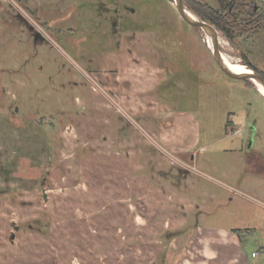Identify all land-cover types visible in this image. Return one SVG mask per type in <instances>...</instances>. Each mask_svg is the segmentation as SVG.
Returning <instances> with one entry per match:
<instances>
[{
    "label": "rangeland",
    "instance_id": "rangeland-1",
    "mask_svg": "<svg viewBox=\"0 0 264 264\" xmlns=\"http://www.w3.org/2000/svg\"><path fill=\"white\" fill-rule=\"evenodd\" d=\"M215 29L264 77V18ZM205 39L174 0H0V264H264V96Z\"/></svg>",
    "mask_w": 264,
    "mask_h": 264
},
{
    "label": "trees",
    "instance_id": "trees-1",
    "mask_svg": "<svg viewBox=\"0 0 264 264\" xmlns=\"http://www.w3.org/2000/svg\"><path fill=\"white\" fill-rule=\"evenodd\" d=\"M183 1L202 20L221 30L229 40L236 34L233 28L238 29L241 22L257 28L264 18V3L259 0H218V8L196 0ZM246 64L257 70L250 62L246 61Z\"/></svg>",
    "mask_w": 264,
    "mask_h": 264
},
{
    "label": "water",
    "instance_id": "water-1",
    "mask_svg": "<svg viewBox=\"0 0 264 264\" xmlns=\"http://www.w3.org/2000/svg\"><path fill=\"white\" fill-rule=\"evenodd\" d=\"M174 2L183 20L188 24L201 29L205 37L210 40V50L212 56L217 66L224 74L234 79L252 80L254 84L256 83L258 85H261L264 88V77L260 73L253 70H251L250 73H238L234 71L225 61L224 56L219 49V39L217 31L212 24L202 20L198 15H196L191 9L187 7L183 0H174ZM36 37H38V34L36 35Z\"/></svg>",
    "mask_w": 264,
    "mask_h": 264
},
{
    "label": "bare ground",
    "instance_id": "bare-ground-1",
    "mask_svg": "<svg viewBox=\"0 0 264 264\" xmlns=\"http://www.w3.org/2000/svg\"><path fill=\"white\" fill-rule=\"evenodd\" d=\"M206 38V37H205ZM205 42L208 46V48L210 49V45L211 42L208 38L205 39ZM225 61L230 65V67L238 72V73H250L251 69H249L248 67H246L244 64H240V63H234L232 62L225 54H223ZM256 88L258 89V91L264 96V88L261 85L256 84Z\"/></svg>",
    "mask_w": 264,
    "mask_h": 264
},
{
    "label": "flooded vegetation",
    "instance_id": "flooded-vegetation-1",
    "mask_svg": "<svg viewBox=\"0 0 264 264\" xmlns=\"http://www.w3.org/2000/svg\"><path fill=\"white\" fill-rule=\"evenodd\" d=\"M112 12H113V16L111 17V18H109V19H113V18H117V20H119V17H120V10L119 9H117V8H114L113 10H112ZM103 13L102 12H100V15H102ZM119 16V17H118ZM111 22V25L112 26H115V24H117V22H115V21H110ZM38 37H39V35H38Z\"/></svg>",
    "mask_w": 264,
    "mask_h": 264
},
{
    "label": "built area",
    "instance_id": "built-area-1",
    "mask_svg": "<svg viewBox=\"0 0 264 264\" xmlns=\"http://www.w3.org/2000/svg\"><path fill=\"white\" fill-rule=\"evenodd\" d=\"M241 132H242V130H240V129H238V130H236V133L237 134H241ZM255 254L253 253V256H254Z\"/></svg>",
    "mask_w": 264,
    "mask_h": 264
},
{
    "label": "crops",
    "instance_id": "crops-1",
    "mask_svg": "<svg viewBox=\"0 0 264 264\" xmlns=\"http://www.w3.org/2000/svg\"><path fill=\"white\" fill-rule=\"evenodd\" d=\"M260 2L264 3V0H259Z\"/></svg>",
    "mask_w": 264,
    "mask_h": 264
}]
</instances>
